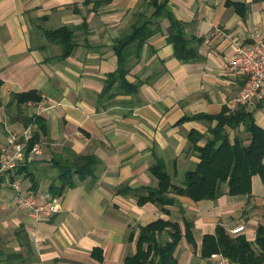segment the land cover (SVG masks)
<instances>
[{
    "label": "crops",
    "instance_id": "1",
    "mask_svg": "<svg viewBox=\"0 0 264 264\" xmlns=\"http://www.w3.org/2000/svg\"><path fill=\"white\" fill-rule=\"evenodd\" d=\"M98 1L0 0V147L11 133L38 132L33 123L24 126L22 117L41 116L48 132L39 138L40 154L25 149L12 173L24 192L58 205L52 216L34 218L17 208L14 192L0 178V264H123L136 251L139 227L157 219L177 222L182 233L183 219L191 222L194 241L181 237L174 250L177 264H209V257L200 255L202 237L217 224L253 243L264 222V181L257 174L248 195L194 201L170 192L175 202L165 207L166 214L115 190L155 187L149 168L158 160L171 183L182 187L183 174L199 162L194 147L205 143L203 137L192 146L189 133L206 137L216 125L215 119L192 116L238 107L233 100L244 79L230 68L234 43L249 42L257 31L264 34V0H168L193 56L174 57L167 40L170 22L161 18L160 30L143 43L139 56L128 57L126 79L141 83L136 92L109 100L98 96L106 75L117 68L114 40L129 31L136 13L149 15L152 7L148 0ZM235 5L246 8L243 17ZM61 27L72 29L75 43L65 58L61 46L45 35ZM28 90H36L41 101L17 107L11 95ZM250 111L264 129V103ZM226 131L231 142L238 136L247 144L243 125ZM65 148L94 155L100 163L94 179L51 197L48 187L58 172L51 160ZM20 167L24 170L16 174ZM159 240L165 243L168 234Z\"/></svg>",
    "mask_w": 264,
    "mask_h": 264
},
{
    "label": "trees",
    "instance_id": "2",
    "mask_svg": "<svg viewBox=\"0 0 264 264\" xmlns=\"http://www.w3.org/2000/svg\"><path fill=\"white\" fill-rule=\"evenodd\" d=\"M112 0H101L96 4H108ZM148 7H152L149 15L136 13L128 32L116 38L112 49L117 57V68L106 75L103 88L99 94L100 99H112L116 94L135 93L137 82L131 84L126 75L129 71L128 57L139 56L143 43L160 30L159 20L167 18L170 22V35L167 37L173 46V55L179 60H187L194 52L189 49L191 40L184 37V25L178 21L168 7V0H148ZM235 9L241 17L246 11L245 7L235 5ZM84 25V24H82ZM46 37L59 44L62 48V58L69 56L74 47L72 29L61 27L55 30L45 31ZM11 101L17 107L26 103H38L41 96L36 90L14 93ZM192 118L216 120V125L208 129V136L191 132L188 135L192 146L203 137L205 143L202 147H194L198 151L199 162L193 170L183 174L182 187L171 183V177L165 170L164 164L158 160L150 166L149 171L156 179L155 187L141 186L129 188L120 186L116 188V194L132 195L138 205L151 202L159 207L163 213H168L165 208L174 204V198L169 193L187 196L194 201L214 200L227 194L231 196L248 195L251 192V177L259 175L264 181V129L258 126L251 111H246L238 106L234 110L224 107L219 114L210 116L196 114ZM187 119L183 117L180 121ZM24 126L35 124L38 132L31 135L27 142L26 150L34 143L39 142L40 136L47 135L46 121L39 115L22 117ZM243 125L248 133L247 144L242 138L235 136L233 142L229 140L226 128L237 129ZM100 163L94 155L76 154L68 148L64 154L55 155L51 160L52 166L57 169V177L49 185L48 193L51 197L60 196L68 187H73L77 181L86 178L94 179L95 169ZM24 167L16 169V174L21 173ZM35 190L34 184L31 187ZM184 231L175 221L157 219L144 226H140L134 238L136 251L133 255L126 256L123 264H177L174 250L182 236L190 243L194 238L191 222L183 219ZM162 233L169 236V240L161 243L159 237ZM134 233L129 232L127 241L133 240ZM214 252H221L236 264H264V222L257 225L253 243L248 241L243 234L229 235L220 225L215 226L212 234L202 237L200 255L209 257Z\"/></svg>",
    "mask_w": 264,
    "mask_h": 264
},
{
    "label": "built area",
    "instance_id": "3",
    "mask_svg": "<svg viewBox=\"0 0 264 264\" xmlns=\"http://www.w3.org/2000/svg\"><path fill=\"white\" fill-rule=\"evenodd\" d=\"M230 68L244 79V83L233 103L250 111L257 103H264V34L257 31L251 40L236 41ZM27 104V103H26ZM31 137L30 129L22 133H11L0 147V178L5 177L6 185L14 192L18 209L28 215L43 219L58 212L55 201L40 202L22 190L19 177L13 175L14 169L20 164L23 151ZM29 154H40L39 143H34L28 150ZM209 264H236L221 252L209 256Z\"/></svg>",
    "mask_w": 264,
    "mask_h": 264
}]
</instances>
